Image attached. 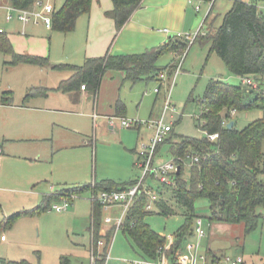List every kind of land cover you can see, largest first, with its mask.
<instances>
[{"label": "rangeland", "instance_id": "1", "mask_svg": "<svg viewBox=\"0 0 264 264\" xmlns=\"http://www.w3.org/2000/svg\"><path fill=\"white\" fill-rule=\"evenodd\" d=\"M63 1L57 0L58 8L62 6ZM106 1L111 3V0H102L99 5L105 8ZM233 1L215 0L213 12L203 31L210 26L215 30L219 28ZM5 2L11 7L6 0L0 2V27L13 40L16 51L40 55L45 53L50 63L84 64L85 50L78 53V48L84 49L88 39L89 16L79 19L77 29L72 34L65 35L34 24L27 25L23 34L24 26L18 22L16 16L13 21L6 20L7 10L3 6ZM197 7L201 10L197 11ZM143 8L145 9L140 10L143 11L138 17L132 16L128 21L125 36L153 25L155 31L167 27L169 36L176 37L181 33L183 38L188 35L193 39L200 32L211 3L205 0H145ZM172 10H175L176 14H183L184 17L182 23H173L170 27L166 26L164 18L169 15L171 19ZM105 18L103 31L105 26H108L117 34L113 21L109 16ZM98 35H101V30L93 34ZM177 43L180 46L186 44L185 41ZM210 48L208 43L194 41L188 48L180 73L176 78L174 73L163 86L157 79L132 83L125 81L122 72L108 71L97 99L93 95H83L81 102L74 105L72 100L62 95H52L48 99L36 97V100L40 99L37 106L41 107L43 102L53 108L58 107L56 109L59 112L44 111L42 115L41 112L29 110L0 112V144L4 145L5 151L0 155V218L15 212L35 210L41 205L45 195L58 191L64 185H85L100 183L103 180L124 184L141 179L143 172L137 167L138 156L132 150L136 148L138 151L143 143L148 142L153 131L143 125L144 130L139 135L138 128L119 129L116 121L112 126L114 120L104 116L110 115L109 112L114 114L113 116L120 115V105L124 109L121 115L125 114L127 119L153 122L164 118L165 124L172 125L173 133L177 136L202 139L204 133L198 127L197 121L202 115V109L197 102L191 101V98L202 97L210 80L219 79L242 86L245 101H253L257 91L244 85L241 78L232 74L215 52H210ZM122 51L123 53L119 54L128 53L125 52L127 50ZM184 51L176 53L181 55ZM174 53L169 52L162 56L159 66L172 65L175 70L181 60H176ZM10 60L9 55L0 53V68ZM3 73H0V82L4 80L8 83L20 98L26 93L24 84L27 81L38 84L32 88H41V80L48 81V77L53 74L33 65H19L18 68ZM62 77L67 76L62 74ZM170 85L175 113H165V98ZM159 86L160 93L157 94L155 89ZM34 99L29 101L32 105L36 102ZM95 103L99 104L98 114L102 115L99 126L102 121L107 122L113 130L94 126L89 115L93 112ZM261 118H264V111L255 109L248 112L239 111L233 119L237 128L243 129ZM43 120L46 121L48 129H41ZM88 137L93 141L89 146L85 145L89 142L86 139ZM173 161L169 144L165 143L156 156V163ZM190 168L191 163L185 162V180L189 179ZM260 179L264 182V175H261ZM144 184L154 191L160 187V182L151 177L147 178ZM164 197L167 195L164 194ZM90 198V192H85L76 199L69 211L77 208L78 214L48 210L20 218L11 229L3 230L6 241H0V259L18 263L25 261L28 264H91ZM54 204L57 203L53 202L51 206ZM195 211L197 216L202 218L206 235L200 242L197 236L189 237L183 248L188 244H200V254L205 256L209 250L215 251L216 258L221 261L213 262V258L209 257V264H228L225 261L227 257L238 256L243 257L248 264H264V218L258 228L246 236L243 224L210 223V210L206 199L196 201ZM259 212L264 214V209ZM194 220L193 228L196 224V219ZM146 223L158 234L165 236L169 244L170 237L184 225V218L180 214L164 217L159 214L155 205L154 212L146 217ZM103 253L102 251L99 254ZM140 258L141 255L131 249L127 237L118 230L106 264H126L121 260L135 261ZM198 264L202 263L199 261Z\"/></svg>", "mask_w": 264, "mask_h": 264}, {"label": "trees", "instance_id": "2", "mask_svg": "<svg viewBox=\"0 0 264 264\" xmlns=\"http://www.w3.org/2000/svg\"><path fill=\"white\" fill-rule=\"evenodd\" d=\"M17 10L32 8L37 0H6ZM144 0H112L114 9L109 13L120 31L130 19L135 10L141 7ZM211 1V0H205ZM264 0H234L232 8L224 15L222 25L216 30L209 27L203 31L213 9L206 17L202 29L196 36L195 42L211 45L210 52H215L225 63L230 72L239 76L253 77L259 82L256 98L246 102L242 86L232 85L219 79H212L206 87L205 94L200 98H191L202 109V115L198 118V127L204 135L219 134L216 141H210L207 137L198 139L177 136L173 133L162 143L169 144L170 153L179 167L174 175V185L160 184L159 200L156 202L159 214L164 217L181 215L184 225L175 233V243L170 250H161L166 245V238L154 231L146 223V217L153 212L146 210L148 196L140 194L128 210L122 227L133 249L142 258L156 260L163 253L173 260L188 234H191L194 219L200 218L195 211V203L199 199H206L210 204L208 217L212 224H228L245 226V235L255 231L264 214L259 212L264 209V182L260 179L264 175V118L257 119L243 129L237 128L235 122L231 129L226 123L233 120L232 113L239 111H251L262 109L264 111V12L258 10V3ZM93 0H65L64 4L55 9L53 13L54 31L67 34L75 31L78 19L91 12ZM212 25V24H211ZM186 42L175 36L163 46L152 48L143 54L136 55H112L107 53L103 57L87 59L81 66L71 64H58L52 66L56 71H70L72 76L60 83L56 91L64 93L73 92L81 87H86L90 92L99 91L101 81L105 73L110 70L121 71L126 80L136 83L142 79H156L163 72H167L168 78L174 74V66L160 67L159 61L167 53L176 51L186 52ZM187 47V48H186ZM0 53L11 57L7 66L20 64L49 66L47 57L20 54L14 47L6 32L0 33ZM245 85V84H244ZM248 86V85H246ZM250 87V86H248ZM51 91L45 88H32L26 94L24 103H28L36 97H45ZM12 99L11 92H4L2 102ZM188 155H198L200 161L190 168L188 180L184 179L185 166L182 160ZM119 184L112 180H103L100 183L76 186L63 190L60 198L58 194L46 195L41 205L35 210L16 212L8 217L0 219V241L5 235L3 230L11 229L22 217L33 216L37 213L53 209L51 203L70 200L72 195H82L93 191L96 195L100 191L124 189L134 184ZM165 191V192H163ZM164 194L167 197H164ZM102 207L94 202L92 212V228L94 231V243L98 253L97 243L102 238L99 229L102 221ZM103 255L98 254L96 264H105L110 235L106 239ZM211 255V256H209ZM213 262H219V258L213 252H208ZM4 264H28L25 261L6 262Z\"/></svg>", "mask_w": 264, "mask_h": 264}, {"label": "crops", "instance_id": "3", "mask_svg": "<svg viewBox=\"0 0 264 264\" xmlns=\"http://www.w3.org/2000/svg\"><path fill=\"white\" fill-rule=\"evenodd\" d=\"M4 2V0H0V2ZM102 0H93V5H92V9H91V12L89 14H84L82 15L81 17L83 16H89V26H88V39L86 41V44H85V47L84 49H81L80 47L78 48V53H80V51L82 50H85V54H84V60L86 61L87 59H91V58H98V57H103L105 56L107 53H111L112 55H117V56H121V55H136V54H143L144 52H146L147 50L149 49H152V48H156V47H160V46H163L165 45L166 43H168V41H170V39L174 36H169L170 33L168 34L167 32H165L164 30H166L167 27H163L165 29L161 30H156L155 31V27L152 25V26H147V27H143L142 30L140 31H136L134 32V34L130 35L127 34L125 36V31L126 29L128 28V20L127 23L124 25V27L118 31L117 30V27H116V23L115 21L113 20L112 17H110L109 13L113 11L114 9V5H113V2L111 0V3L109 4L107 1L105 3V8H102L99 4ZM65 2V0L63 1ZM145 0L143 1L141 7H139L137 10L134 11V13L132 14V16H134L135 18L138 17V15H140L142 13V11H140L141 9H145L143 8V4H144ZM57 3V0L54 1V6H55V9H59L56 5ZM214 3H215V0H214ZM64 4V3H63ZM62 4V5H63ZM233 5V4H232ZM4 8H6L7 10V7L9 6L6 2L5 4L3 5ZM12 6V5H11ZM214 6V4H213ZM211 7L210 8V11L211 9H213L214 7ZM200 8V7H199ZM232 8V7H231ZM31 10L32 9H38L36 8L34 5L32 6V8H30ZM197 10V8H196ZM201 10V9H200ZM199 10V11H200ZM198 11V10H197ZM209 11V13H210ZM172 15H170L172 18L170 19L169 18V15H166L165 16V24L166 26H170L171 27V24L173 23H182L183 21V14H176L175 10H172ZM8 14V13H7ZM7 14H6V20H7ZM14 16H16V14L14 13ZM108 17L113 21L114 25H115V29L118 31V33L116 34L112 32V30L108 27V26H105V31H103L102 27L104 25V23L106 22V18L105 17ZM131 16V17H132ZM208 16V15H207ZM80 17V18H81ZM130 17V18H131ZM79 18V19H80ZM224 18V17H223ZM78 19V21H79ZM210 19V18H209ZM13 19L11 20H7V21H13ZM17 20L18 22L22 23L23 26H24V31H23V34H25V27L29 24H34L35 26L36 25H41V26H45L44 24L40 23V24H36L34 22H30L28 24H24L22 21H20L17 17ZM205 21V20H204ZM97 22H100V24H97ZM163 23V24H164ZM204 23V22H203ZM162 24V23H160ZM127 25V28L125 27ZM77 26H78V22H77ZM77 26H76V29H77ZM159 26H162V25H159ZM46 27V26H45ZM1 28V27H0ZM47 28V27H46ZM125 28V29H124ZM3 29V28H2ZM48 30H52L47 28ZM75 29V31H76ZM168 29V28H167ZM202 29V28H201ZM97 30H101V35H98V36H93V34L97 31ZM75 31L71 32V33H67L65 35H68V34H72L74 33ZM4 32H6L4 30ZM7 33V32H6ZM17 33H21L20 31H17ZM64 34V33H63ZM138 34H142V36H138ZM178 34H181V33H178ZM199 34V33H197ZM183 35V34H182ZM169 36V37H167ZM12 45H13V40L10 38V36L8 35ZM167 40V41H165ZM14 46V45H13ZM189 47V46H188ZM15 50V48H14ZM122 50H127L125 52H128V53H125V54H119V53H123ZM16 51V50H15ZM17 53H20V54H32V55H38V56H43V57H47L45 55V53H41L40 54H33V53H21L19 51H16ZM116 52V54L114 53ZM174 53V52H172ZM174 57H175V53H174ZM11 58V57H10ZM49 59V58H48ZM176 59V58H175ZM177 60V59H176ZM10 62V61H6L3 65L2 68H0V73H3V71H10V70H14L16 68L19 67V65H16V66H7L6 64ZM74 62V61H72ZM76 63H79V62H76ZM85 63V62H84ZM59 62H52L50 63L49 62V66H46V67H41L42 70H46V71H49V72H52V76H49L48 78V81H45V80H41V88H45V89H49L51 91L48 92V95L45 96L46 99L50 98L52 95H62L64 97H68L70 100H72V103L74 105H78L81 100H82V97L83 95H93L95 97V99H97L99 93H100V89H101V86H102V83H103V79L106 75L103 76L102 78V81H101V85H100V88H99V91L97 93H93V92H90L88 91L87 89H83L82 87L80 89H77L73 92H67V93H64V92H61V91H56L55 89H57L60 85L61 82L65 81V80H68L71 76H72V72L70 71H56V70H53L52 69V66L54 65H58ZM60 64H71V65H77V64H74V63H60ZM20 65H29V64H20ZM33 66H36V65H33ZM78 66H81V65H78ZM40 67V66H38ZM166 67V66H164ZM110 71H113V72H117V73H120L121 71H116V70H110ZM123 73V72H122ZM5 74V73H3ZM62 74L66 75L67 77H62ZM124 74V73H123ZM125 75V74H124ZM59 78V79H58ZM125 81H126V76H125ZM159 83H160V80L159 78L157 77L156 78ZM171 79V77H170ZM143 80H147L149 81L150 79H142L141 81ZM153 80V79H152ZM131 82V81H130ZM133 83V82H132ZM243 83V82H242ZM37 83H33V82H30V81H27L25 84H24V90L25 92L27 93V91L32 88V87H37ZM160 87V86H159ZM86 88V87H85ZM4 92H11L12 93V99L8 102H2L1 101V96ZM26 93L24 95V97H18L15 92L13 91V89L10 87V85L8 83H6L4 80H2V82H0V112H7V111H37V112H41V115L43 114L44 111H56V112H59L56 108L58 107H51L49 105H45L43 104V102H41V107L37 106L36 104H38L37 101H39L40 99L39 98H44V97H39L38 99L39 100H36V98L34 100H36V102H34V104L32 105V102H28V104H31V105H28L27 103H24V99H25V96H26ZM157 93V92H155ZM160 92H158L157 94H159ZM16 96H17V100H16ZM42 101V100H41ZM43 105V106H42ZM35 106V107H34ZM98 107H99V104L95 103V106H94V110L93 112L89 115V118L93 121V124L94 126L96 127H104V128H108V129H112L111 126L107 125V122H101L100 123V126H99V120L100 118L102 117V115H99L98 114ZM118 110H119V113L123 114L124 113V109H123V106L120 105V107H118ZM96 112V114L99 115V118L97 119V121H95L94 117H93V114ZM110 115H106L104 116L105 118L106 117H118V116H121V117H125L124 115H118V116H113L114 114H111L109 112ZM237 114V112H233L231 115L232 117L234 118V116ZM101 116V117H100ZM126 118V117H125ZM128 118V117H127ZM45 119V118H44ZM234 123V119L232 120ZM230 121V122H232ZM230 122L226 123V125H228ZM55 124V123H54ZM112 125V124H111ZM117 126L119 127V129H126V128H123L120 126L119 122H117ZM41 129H48V126L46 125V121H42L41 122ZM148 130L152 131L150 128L147 127ZM143 126H141L140 128H138V132H139V135H141L142 131H143ZM82 135V134H80ZM89 140V142H87L85 145L89 146L90 143H92L93 141H90V137L86 138ZM85 139V140H86ZM10 140H4V142H9ZM3 144H0V155L4 154L5 151L3 149ZM132 152L134 154L137 155V149H133ZM138 156V155H137ZM185 162H190L188 160H186V157L182 160V164L185 166ZM191 163V162H190ZM193 164H191L192 166ZM178 170H179V167H178ZM178 172V171H177ZM97 183V182H96ZM91 184H95V183H91ZM121 184V183H120ZM85 185H88V184H85ZM76 186H83V185H73V186H68V185H64L62 187H60V189L56 192H53L51 193L50 195L54 194H58L59 198L62 196V195H59L61 194V192L63 190H66V189H69V188H73V187H76ZM53 189V188H52ZM90 194H91V198H90V201H91V213H90V220H91V228H92V212H93V205H94V202L92 197L95 196V194L93 193V191H89ZM46 196V195H45ZM44 196V197H45ZM81 196V195H79ZM78 196V197H79ZM77 197V198H78ZM76 198V199H77ZM76 199L73 201L72 205L65 211H62V212H58V213H64V212H69L71 214H78V210L77 208L75 210H72V211H69L73 205H74V202L76 201ZM208 202V205H209V210H210V204H209V201L206 200ZM55 203L57 204H60L59 201H55ZM155 205L154 204V207L152 209V211H149V212H154V208H155ZM55 206L52 205V208ZM157 206V205H156ZM51 210H55V209H51ZM147 210V209H146ZM56 211V210H55ZM148 211V210H147ZM16 213V212H15ZM121 213H122V209L120 206H115L111 209H109L108 211H103L102 212V221H101V226H100V229H99V233H100V236L103 238V239H107L108 238V235H110V241H109V244H110V252H111V248L113 246V242H114V238L117 234L118 231H115L116 230V224L121 216ZM14 214V213H13ZM7 217V216H5ZM0 219H3V218H0ZM198 219H202V218H198ZM197 221V219H196ZM220 224V223H219ZM196 225V224H195ZM90 228V233H91V247L94 245L95 247V243H94V238L92 237L93 234H92V230ZM195 228V226H194ZM194 228L192 227L191 229V234H188V237H191V236H197L193 231H194ZM119 231H122L123 232V229H120ZM123 234L125 235V233L123 232ZM195 234V235H194ZM161 235V234H160ZM126 236V235H125ZM162 236V235H161ZM165 238V236H163ZM198 237V236H197ZM171 240L169 242V244L167 243V239H166V245L165 247H167L166 250H170L171 246L175 243V236H171L170 237ZM204 238V237H203ZM186 239V240H187ZM199 239V242L202 238L198 237ZM6 241V237H4L3 239V242ZM108 244V243H107ZM189 245L191 244H188L185 248L184 247V244L182 245V247L180 248L179 252L177 255H180V256H183V257H186L185 255H190L191 252L189 250ZM193 245V244H192ZM200 244H196V248H197V253L198 255H201L200 254ZM130 247L133 251H135L133 249V247L131 246L130 244ZM99 252H102L104 250V248H98ZM210 252H215V251H212V250H209ZM208 251V252H209ZM108 252V251H107ZM136 252V251H135ZM138 253V252H137ZM216 254V253H215ZM219 254V253H217ZM211 256V255H209ZM209 256H208V253L206 254V257H207V264H209ZM161 256H159L156 260L154 261H157L159 260ZM171 262H173L174 260L171 258V257H168L166 256ZM188 257V256H187ZM142 258V256H141ZM212 259V258H211ZM149 260V259H148ZM246 261V260H245ZM122 263H126V264H130L131 261H127V260H121ZM106 264V262H105ZM246 264H248L246 262Z\"/></svg>", "mask_w": 264, "mask_h": 264}, {"label": "built area", "instance_id": "4", "mask_svg": "<svg viewBox=\"0 0 264 264\" xmlns=\"http://www.w3.org/2000/svg\"><path fill=\"white\" fill-rule=\"evenodd\" d=\"M55 0H46L41 1L37 0L34 6L38 9H27V10H17L14 7H7V20H11L14 18V13L16 17L24 24H28L30 22H34L36 24H44L47 28L51 29L53 27V13L55 12L54 6ZM211 3V7L214 4V0L209 1ZM258 10L264 12V1H261L257 5ZM199 11L200 8L197 7ZM168 34L170 31L168 29L164 30ZM4 29L0 28V33H3ZM198 35V34H197ZM196 35V36H197ZM196 36L192 39L191 36H185L183 38L182 34H178L176 37L178 39L187 40L188 46L190 47L196 39ZM188 47V48H189ZM187 51L182 53L181 55L175 52L176 59H180V64L176 67L174 73L175 78L180 73L181 68L183 66V61L185 58ZM160 85L163 86L168 80L167 72H163L159 75ZM243 84L250 86L252 89H258L259 82L256 81L253 77H245L242 79ZM160 86V87H161ZM160 87L156 88L155 91L160 92ZM85 89V87H82ZM171 85L168 89L167 96L165 98V113L171 111L172 113L176 112L175 107L171 102ZM95 121L99 118V115L96 112L93 114ZM113 123L112 126L115 125V121L119 122L120 126L123 128H140L143 125H146L153 131L152 137L148 140V142L143 143L137 151L138 161L137 167L142 170L143 175L142 178L135 181L134 184L125 187L124 189L119 190H111V191H100L98 194L92 197L93 201L97 202L103 209V211H108L109 209L120 206L122 209L121 216L116 224V230L118 231L122 229L124 225L125 216L135 201V198L140 194H145L148 196V204L146 209L148 211H152L154 204L159 200L158 191H154L149 187H146L144 182L147 178L151 177L160 182V184L173 186L174 185V175L178 171V165L175 161L173 162H165V163H156L157 149L158 147L164 143L169 137L173 130L172 125H166L164 122V118L160 121L153 122H143L140 120H130L125 117H112ZM207 138L210 141H216L219 138V134L207 135ZM186 160L190 161L191 164H196L200 161V157L198 155H188L186 156ZM78 197V195H72L70 200H64L60 204H55L53 209L57 212H62L67 210L73 203V201ZM198 237H205L206 233L203 229V221L202 219H197L196 225L193 231ZM93 238L94 231L92 230ZM98 248H104L107 245V241L103 238L97 243ZM110 244L108 245V252L106 255V261L110 258ZM167 247L161 248L160 251L166 250ZM189 250L191 252L189 257L176 256L173 262H171L166 255L163 253L159 260H148L144 258H140L135 261H131L130 264H198L200 261L202 264H207V257L204 254L198 255L197 248L194 245H189ZM99 253V252H98ZM96 252V248L94 245L91 248V264H96L98 259V254ZM221 260H219L220 262ZM228 264H246V261L243 257H235L230 258L227 257L225 259Z\"/></svg>", "mask_w": 264, "mask_h": 264}, {"label": "water", "instance_id": "5", "mask_svg": "<svg viewBox=\"0 0 264 264\" xmlns=\"http://www.w3.org/2000/svg\"><path fill=\"white\" fill-rule=\"evenodd\" d=\"M233 125H234V122L232 121V122H230L228 125H227V128L228 129H231L232 127H233ZM207 137V135H204V138H206ZM179 171V170H178Z\"/></svg>", "mask_w": 264, "mask_h": 264}]
</instances>
